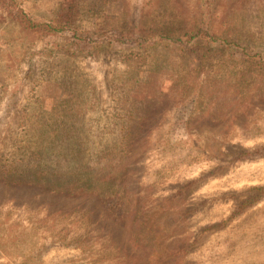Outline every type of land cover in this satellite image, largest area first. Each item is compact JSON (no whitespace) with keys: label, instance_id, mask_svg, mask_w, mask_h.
<instances>
[{"label":"rangeland","instance_id":"374dc122","mask_svg":"<svg viewBox=\"0 0 264 264\" xmlns=\"http://www.w3.org/2000/svg\"><path fill=\"white\" fill-rule=\"evenodd\" d=\"M214 1L0 0V264H264V0Z\"/></svg>","mask_w":264,"mask_h":264},{"label":"trees","instance_id":"16d2710c","mask_svg":"<svg viewBox=\"0 0 264 264\" xmlns=\"http://www.w3.org/2000/svg\"><path fill=\"white\" fill-rule=\"evenodd\" d=\"M217 2H218V0L216 1H214L213 2V10H216L217 9V7H218V5H219V2H218V4H217ZM208 13L206 12L205 13V15H202V14H200V18L201 19H207L208 18ZM25 24L27 25V27H29L30 29H34V31L36 32V33H39V31H40V33H42V32H46V33H44V34H56L57 32H59L57 29H56V27L55 26H52L51 24H49V23H46V22H41V21H36L34 18H32V17H29V18H27V20H26V22H25ZM188 26H185V29L187 28ZM202 29H204L202 26H198V27H194V29L193 30H190V31H193V32H195V31H197V30H202ZM209 33H211V31H210V28H209ZM212 34V33H211ZM203 37H201V35H200V37H198V39H202ZM82 37H78L77 38V43H75V44H77V46H78V48H82V44H81V42H82ZM204 42H205V40H204ZM227 43H230V42H226V41H224V40H221L220 41V43H219V41H218V43H217V45H219V46H224V45H226ZM74 44V45H75ZM240 47H242V48H245V46H240ZM239 47V48H240ZM246 49V48H245ZM245 52H248V51H246L245 50ZM74 53H82V52H74ZM186 107H190V103L189 104H185V106H184V108H186ZM192 116V113L190 112L189 113V116H188V110L187 109H185V111H184V113L182 114V113H179V119L180 120H182V121H185V120H188L190 117ZM178 125H179V123L177 122L176 124H174V126L173 127H175V129H177V127H178ZM262 149H264V146H263V148ZM256 155H261V154H259V152H257L256 153ZM254 185V184H253ZM258 185V186H257ZM250 187H252V186H250ZM249 187V185L247 186V189L249 188V191L248 192H250V191H253L255 194H257V195H259L260 193L262 194V195H264V183L262 184V185H259L258 183L256 184V186H254L253 188H250ZM238 227H236V229H237ZM219 254V252H218V250H215L214 252H213V258L215 259V256H216V254Z\"/></svg>","mask_w":264,"mask_h":264}]
</instances>
